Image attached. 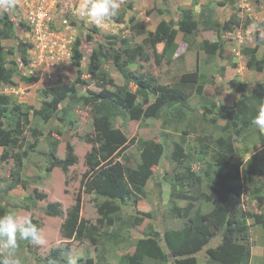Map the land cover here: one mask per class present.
Segmentation results:
<instances>
[{
  "label": "rangeland",
  "instance_id": "374dc122",
  "mask_svg": "<svg viewBox=\"0 0 264 264\" xmlns=\"http://www.w3.org/2000/svg\"><path fill=\"white\" fill-rule=\"evenodd\" d=\"M85 2L86 0H16L13 9H0V16L2 12L7 11L15 22V29L13 33H10L9 38L1 39L0 35L6 49L14 51L13 55L7 57V61L9 62L8 68L14 69L15 72L13 85L3 86L0 93L10 96L15 103L22 104L23 113L12 117L14 122L19 117L24 118L27 113L32 120L24 136L25 145L14 149V152L24 153L29 144L34 143L35 139L28 128L35 125L38 130L44 132V135L40 136L38 147L33 152L28 150L31 157L26 160L27 163L24 162L26 165L25 178L31 182L28 189L23 191L22 188H17L14 191L17 195L12 196L10 200L5 199L9 204V211L6 214L15 213L31 219L38 228L42 229L46 241L40 246L29 243L30 249L16 251L14 256L20 264H49L50 260H55L56 264H66L69 256L77 258L78 264H126L125 253H132L139 239L146 238L150 233L163 234L166 230L178 231L187 225L190 226L189 221L192 217L185 219L178 216L177 212L171 210L173 205L168 201L172 180L177 177H180L181 184L178 183L180 191L191 197L189 200L177 201L179 207H186L191 203L193 214L198 209L208 213L215 206L214 202L207 200L203 195L210 194L218 178V165L213 159L218 148L208 140L206 143L210 144V149L206 155H199L201 147L198 139L205 135L206 129H201L202 126H197V124L204 123V127L209 129L206 131L209 139L219 138L222 133L209 124L210 119L216 114L203 113L202 108L201 112L196 114V118L192 119V124L197 127V130L192 131L188 136L183 132L191 120L177 128L165 129L164 121L160 117L145 114L140 120H132L127 114L124 118H115L113 126L120 129L130 141L131 144H128L125 153L131 161L134 162L139 155L135 144L138 138L146 141L160 142L162 140L164 143L165 155L160 164L154 167L152 180L154 178L160 180L165 199L162 202L158 200L154 192V181L151 180L148 182L146 194L142 198H137L139 200L136 206H133L134 199L132 198L130 205L113 215L114 222L107 225L104 221L99 222L102 218L98 213V206L104 200L98 198L95 192L82 193L81 218L92 227L86 230L79 240L63 238L61 226L67 212L76 203V195L87 170L86 156L92 150V145L86 141V137L94 135L95 132L91 107L84 106L83 98L87 95L95 96L102 89L95 84L90 86L75 84L74 86V82L82 72L83 79L89 78L86 74L87 64L94 49L101 43L107 48L110 47V42H116L117 47L122 46V40H127L130 46L142 44L148 36L147 32L154 31L161 21H178L185 11H191L196 18L202 11H206L212 14L214 20L221 22L236 16L241 19V26L223 36L225 53L223 57L213 60L210 64L206 62L205 54L198 51V46L190 45L191 41L180 32L177 37V53L170 61L157 63L158 59L154 56V51L146 48L150 60L138 59L130 68L136 70L139 75L153 77L152 84L183 89L190 96L189 103L194 107L199 104L205 106L206 99H213L219 91L221 93L219 100L222 105H232L240 96L228 85L232 79L244 85L249 94L264 96V70L262 72L249 70L246 67L247 58L242 54L243 48H255L257 45L261 47L259 57L264 52V41L257 39V32H264L261 24L264 21V0H120L118 15L123 16L124 20L118 23L112 18L101 25L94 24L81 14L80 10ZM40 11L47 15L44 24L39 27L41 30L30 28L28 26L29 17ZM248 20H251L252 24L244 28ZM2 29L6 28L0 24V31ZM197 34L195 39L197 43L203 40L212 42L217 40L214 31L199 28ZM89 35H92L90 40ZM78 39H81V49L85 55L82 68L76 67L72 58ZM21 41L27 45H33L28 51V65L23 63L21 54L17 51ZM46 44L48 48L43 50ZM163 47L162 44L158 45L157 52L162 53ZM52 50L54 51L50 54ZM113 53V50H109L108 57ZM11 61L15 63L10 64ZM235 63L236 66H234ZM109 68L116 84L122 85V78L114 69ZM197 68L200 71L198 84L182 85L181 76ZM16 69H18L17 73ZM20 72L29 76H39L40 80L27 83L21 79ZM59 86H68L69 89L74 86L80 98L77 102H70L69 120L56 119L45 124L43 120L34 118L33 109H40L44 102L50 101L52 96L49 91ZM198 87L202 88L203 95L198 93ZM132 90H136L135 86ZM152 97L155 95L153 94ZM152 103L153 100L150 104ZM152 106L153 104L150 107L147 106L146 109ZM223 124L225 121L221 122V125ZM262 134L264 139V131ZM234 137L236 150L242 158L241 180L249 187V193L241 199V207L243 210H250L251 213L247 220L252 253L250 264H264V226L260 223V216L264 215V206L255 200L256 195L253 194L257 186H264V146H262V139L258 137L247 139ZM56 139L60 141L56 150L58 157L65 158L66 145L70 142L79 159L78 163L70 167L67 173L60 168H56L51 173L44 171L47 165L46 155L51 152ZM176 143L185 145L186 152L194 156L191 158L193 159L192 167L195 168V178L190 177L187 171V165L190 163L187 160H190V157H186L182 160L183 162L173 161L172 153ZM3 150L0 146V154ZM118 158L125 161L121 156ZM210 164L212 166L207 175L205 172ZM14 168L16 167L13 160L7 162L0 160V197L4 190L14 182L15 178L10 176ZM35 189H38L40 193H46L47 198L43 201L36 200ZM261 196L264 197V194ZM32 202H37L39 205L32 212L16 209L17 207H30ZM51 202L62 204L63 217H46L45 209ZM134 218H143V221L137 225ZM218 242L219 239L212 241L209 247H215ZM205 250L206 248L196 255L199 259L198 264H205ZM0 253L3 252L0 251ZM146 264L158 263L147 262Z\"/></svg>",
  "mask_w": 264,
  "mask_h": 264
},
{
  "label": "trees",
  "instance_id": "16d2710c",
  "mask_svg": "<svg viewBox=\"0 0 264 264\" xmlns=\"http://www.w3.org/2000/svg\"><path fill=\"white\" fill-rule=\"evenodd\" d=\"M125 14V13H123ZM122 14V15H123ZM191 11H185L178 21H161L154 31H148V36L142 44L128 45L127 40H122V46L117 47L116 42H110L107 48L101 43L94 49L87 64L86 74L89 78L83 79L78 77L75 84L82 86H90L92 84L101 87V91L97 95H87L83 98V104L91 107L94 119V135L86 137V141L92 145V150L86 156L87 170L81 180L80 190L76 195V203L67 212L66 218L61 226V235L65 239H81L85 231L90 229L92 225H88L87 221L81 218L82 193L95 192L97 197L103 199L104 202L98 206V213L103 221L110 225L114 222L113 215L118 213L124 207L130 205L132 198L133 206L139 199L146 194L148 182L152 180L153 169L158 166L165 155V146L162 140L146 141L143 138L136 140V146L139 151L138 158L133 162L126 156L128 144H131L126 135L113 126L115 118H124L128 114L132 120H140L145 114L154 117H160L164 121L165 129L178 127L191 120L184 130L187 136L196 131L197 127L192 124L196 114L203 113L216 114L210 119V125L222 134L217 139H209L206 135L208 128L204 127V123H198L205 130V135L198 139L201 147L199 155H206L210 144L213 143L218 151H216L213 159L218 165V178L214 183L210 194H205L207 200L214 202V208L208 213L202 212L200 209L193 214L192 204L186 207H179L177 201L189 200L191 197L186 196L180 191V177L172 180L171 194L168 198L172 203L171 210L177 212V215L188 219L192 217L190 226H186L178 231L166 230L163 234L153 233L146 238L139 239L135 243L134 251L127 252L124 255L126 264H146L147 262H156L158 264H198L197 254L205 248V264H250L252 260L251 245L249 241L248 217L251 216L250 210H243L241 207V199L249 192L248 184L242 183V158L238 154L235 142L238 139H247L249 137H258L264 139L262 131L256 127L252 121L257 116L259 108L264 105V96L262 94L251 95L244 85L232 79L229 87L240 94L232 105L224 106L219 100L220 91L216 93L212 99H206L205 106H192L189 103L190 96L179 87L167 85L152 84L154 78L148 75H139L136 70L130 68L135 65L136 60L149 61L150 56L146 53V48L154 51L157 63L161 61H170L178 50L177 37L181 32L191 41L189 44L198 46V51L203 52L206 56V62L211 63L213 60L223 57L225 53L226 33L233 32L241 26V19L233 16L225 22L213 19L211 13L202 11L198 18ZM115 22L121 23L123 16L113 18ZM0 24L6 29L0 31L1 39H7L10 33L15 29V22L11 19L9 12L4 11L0 16ZM252 24L248 20L244 28ZM264 28V21L261 23ZM199 28L205 31H214L217 36L216 41L203 40L197 43V32ZM5 30L6 33H5ZM29 28L27 27V31ZM92 35L88 39H92ZM260 31L257 32V39L260 40ZM0 39V89L3 86L13 85L14 69L8 68L9 62L7 57L14 54L11 49H6ZM81 39L76 41L73 49V64L82 68L84 61V52L81 49ZM264 43V42H263ZM162 44V53L157 52V46ZM33 47L32 44H26L21 41L18 52L25 65H28V51ZM109 50H113L112 56L108 57ZM260 45L255 48L245 47L242 54L247 58L246 67L249 70L262 72L264 70V52L260 56ZM14 64L11 61L10 64ZM236 66V63L234 64ZM111 67L122 78L123 84L117 85L110 70ZM199 68V67H198ZM198 68L193 72H186L181 76V84H198L200 80V71ZM224 70V68H223ZM18 69H16L17 73ZM21 79L27 83H34L40 80L39 76H29L20 72ZM74 86L69 89L68 86H59L49 91L52 96L50 101L43 103L40 109H33L34 118L43 120L45 124H49L56 119L63 121L69 117L70 102H77L78 93ZM135 86L136 90H132ZM198 93L203 95L201 87H198ZM155 97H152V95ZM263 96V97H262ZM216 98V100H215ZM153 100V106L150 109V102ZM147 107V108H148ZM22 112V104L15 103L8 95L0 93V146L3 147V153L0 154L1 161H11L15 163V167L10 176L14 177V182L8 186L2 197H0V216L5 215L8 209V203L5 199H11V191L22 188L28 189V179L25 178L24 170L26 160L40 143V136L44 132L34 127H30V134L35 139L33 144H29L24 153L14 152V149L21 148L25 145V133L27 126H31L32 120L30 115L24 118L19 117L16 122L12 117ZM23 113V112H22ZM225 124L221 125V122ZM66 124V123H65ZM196 125V123H195ZM213 134V133H212ZM212 137V136H211ZM205 142V143H204ZM59 139H56L50 153L46 155V173L53 172L56 168L62 169L65 173L69 168L78 163V156L75 154L74 146L68 142L66 145L65 158H60L56 154ZM29 150V151H28ZM191 152V151H190ZM122 157L125 161L120 160ZM190 157V163L187 165L188 174L195 178V168L192 167L193 159L191 154L186 152L185 145L177 144L172 153L173 161L184 160ZM183 162V161H182ZM27 163V162H26ZM210 164L205 172L209 175ZM37 181V180H35ZM154 192L159 201L165 199L163 195L162 183L158 178H154ZM201 182V179L198 178ZM179 183V184H178ZM253 191L256 199L264 206V186H257ZM261 192V193H260ZM36 200H45L46 193H40L38 189L34 190ZM24 200V199H23ZM37 202H32L30 207L16 209L33 210ZM45 213L50 217H63L64 211L60 202H51L45 209ZM147 214V213H145ZM105 219V220H104ZM138 225L143 218H134ZM260 223L264 226V215L260 216ZM219 239L215 247H209V244ZM30 249V245L26 241H18V248ZM4 253H0V256Z\"/></svg>",
  "mask_w": 264,
  "mask_h": 264
},
{
  "label": "clouds",
  "instance_id": "9594fccd",
  "mask_svg": "<svg viewBox=\"0 0 264 264\" xmlns=\"http://www.w3.org/2000/svg\"><path fill=\"white\" fill-rule=\"evenodd\" d=\"M15 5L16 0H0V9L2 10L13 9ZM119 9L120 0H86L80 11L91 22L101 25L116 17ZM259 38L264 41V32L260 33ZM252 123L264 131V105L260 106ZM18 241H26L34 246H40L46 242L42 229L38 228L28 217L19 216L15 213L0 216V251L4 253L0 256V264H20L14 256L18 248ZM49 264H56V262L50 260ZM66 264H78V260L69 256L66 259Z\"/></svg>",
  "mask_w": 264,
  "mask_h": 264
},
{
  "label": "built area",
  "instance_id": "2783aa9c",
  "mask_svg": "<svg viewBox=\"0 0 264 264\" xmlns=\"http://www.w3.org/2000/svg\"><path fill=\"white\" fill-rule=\"evenodd\" d=\"M46 13H44L43 11H40L38 13L33 14L32 16L29 17L28 20V26L30 28L33 29L36 28L37 30H41L39 27L42 26L44 24V21L46 20ZM48 21V20H47ZM48 45L46 44L43 48V50H46V48ZM54 50L50 51V54L53 52Z\"/></svg>",
  "mask_w": 264,
  "mask_h": 264
},
{
  "label": "crops",
  "instance_id": "0c3cea01",
  "mask_svg": "<svg viewBox=\"0 0 264 264\" xmlns=\"http://www.w3.org/2000/svg\"><path fill=\"white\" fill-rule=\"evenodd\" d=\"M23 190V189H22ZM14 191H16V189L15 190H13V191H11V193H10V195L11 196H15V195H17V193H14ZM24 191V190H23ZM26 191V190H25ZM39 205L38 204H36V208L35 209H37V207H38ZM35 209H33V210H25V211H27V212H32V211H34ZM20 211H24V209H19ZM17 213H19V212H17ZM47 218L48 217H50V216H46ZM52 218H54V217H52Z\"/></svg>",
  "mask_w": 264,
  "mask_h": 264
}]
</instances>
